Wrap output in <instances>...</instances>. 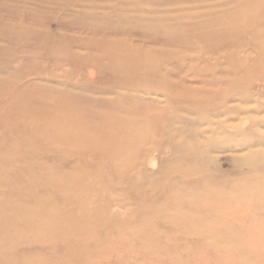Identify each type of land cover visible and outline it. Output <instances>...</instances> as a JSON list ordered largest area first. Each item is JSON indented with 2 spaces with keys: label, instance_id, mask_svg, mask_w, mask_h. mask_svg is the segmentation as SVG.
Instances as JSON below:
<instances>
[{
  "label": "rangeland",
  "instance_id": "374dc122",
  "mask_svg": "<svg viewBox=\"0 0 264 264\" xmlns=\"http://www.w3.org/2000/svg\"><path fill=\"white\" fill-rule=\"evenodd\" d=\"M25 1L0 264H264V0Z\"/></svg>",
  "mask_w": 264,
  "mask_h": 264
},
{
  "label": "bare ground",
  "instance_id": "6f19581e",
  "mask_svg": "<svg viewBox=\"0 0 264 264\" xmlns=\"http://www.w3.org/2000/svg\"><path fill=\"white\" fill-rule=\"evenodd\" d=\"M25 2L26 4H24L23 6H25V8L27 9V7H29V2L28 0ZM204 11H206V9ZM18 13L20 14V12ZM206 14L207 13L205 12L203 13V15ZM20 18H21V14L19 19ZM221 19L217 20L220 22L213 21L212 24L208 23L205 26V29L208 25L209 26L213 25V28L220 29L219 27H222L225 21V20L222 21ZM227 23H229V20ZM20 26L21 27H19L18 30L13 29V26H9V28L8 27L0 28V36L2 37L3 40H6L1 45L0 52L5 51L6 53L5 58L9 56L8 60H5V58H3L4 62L0 64V125L3 126L5 129H13L16 124L15 121L24 118L26 116V113L29 112L31 109L33 110L38 109L37 105L33 104L34 98L38 97L39 105L42 104L43 100L45 101L44 93L37 92L35 94L34 92L33 93L29 92L31 86L28 84L27 81H25L29 72L28 71V66H29L28 53L30 52L29 36H28L29 33H28V24L26 25L25 23L24 24L21 23ZM212 33H217V32L213 30ZM201 34L202 31L198 32V35ZM203 34L204 36H202V38H208V35L207 33H205V30ZM219 34L220 33H218V35ZM215 37H217V35ZM220 37L221 36H219V38ZM10 45L12 46V48L6 51L7 49H9ZM6 71L7 73H5ZM10 72L12 73L8 74ZM4 76H7L8 78L4 79ZM6 80H9L8 84ZM260 189L261 187H259L258 185L257 186L254 185V187L250 188L249 191H247L246 193L250 194L251 196H257L258 194L259 195L261 194ZM263 236L260 235L257 238L259 240H264Z\"/></svg>",
  "mask_w": 264,
  "mask_h": 264
}]
</instances>
